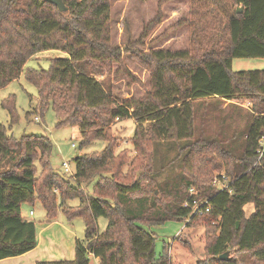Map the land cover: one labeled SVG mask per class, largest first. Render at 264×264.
Here are the masks:
<instances>
[{"label":"trees","instance_id":"16d2710c","mask_svg":"<svg viewBox=\"0 0 264 264\" xmlns=\"http://www.w3.org/2000/svg\"><path fill=\"white\" fill-rule=\"evenodd\" d=\"M62 1L64 11L46 0H0V88L23 72L26 80L37 88L36 109L42 111L51 104L58 125L77 126L80 148L93 139L103 138L102 128L111 120L126 118L134 123L135 148L138 134L144 136L147 129L159 138L191 139L192 101L202 97L249 96L254 115L244 131L230 137L220 132V137L209 138L201 133L191 139L186 146H190L187 154L192 171L181 175L178 183L172 180L171 184L158 188V193L148 189L150 195L144 192L139 178L127 183L105 181L108 177L103 174L108 172L115 177L121 162L115 160L109 146L97 157L78 154L74 157L72 186L48 168L53 146L48 137L31 134L16 139L0 122V161H14L0 170V259L23 254L36 246L35 223L21 217L20 205L32 202L35 197L47 218L52 219L59 201L56 189L62 197L79 198L76 206H64L63 201L58 205L68 218L82 216L85 237L75 240L72 260H41L35 264H90V255L98 259V264H169L166 247L156 254L154 234L142 226L161 224L168 219H183L186 226L201 223L205 229L206 222L216 224L215 234L204 229V256L195 264H241L245 256L254 264H264V149L261 154L257 152L264 134V69L233 70L231 66L233 58H264V0H212L227 11L225 29L229 42L225 48L210 45L205 49H202V40L207 37L205 29L190 18L193 0H187V15L147 43L166 36L169 29L186 25L187 46L154 47L147 51L132 45L121 48L110 42L109 0ZM164 2L158 0L157 15L145 25L135 45H146L143 40L163 17ZM240 6L242 9L238 11ZM148 26L152 30L145 32ZM48 49L61 50L66 56L52 58L47 69L25 65L35 53ZM123 51L152 65L151 89L142 98L118 100L95 76L102 73V66L116 74L122 68ZM91 67L97 68L95 73L89 72ZM1 105L13 120L16 111L12 96L4 98ZM96 122L99 125L92 127ZM237 144L242 147L239 153ZM195 150L217 151L225 159L236 160L231 175L226 174L229 178L224 181L226 188L206 184L205 179L199 181L192 167L191 155ZM36 161L39 171L49 170L40 188H37ZM92 177H97L93 193L84 195L80 183ZM60 182L66 188H61ZM107 183L112 184L115 196L105 194ZM189 187L198 194L190 195ZM170 196V201L164 199ZM194 197L206 201L201 205V216L190 206ZM248 203L252 209L246 214L244 207ZM98 216L107 219L101 232L96 223ZM224 251H229V259L218 258Z\"/></svg>","mask_w":264,"mask_h":264},{"label":"rangeland","instance_id":"374dc122","mask_svg":"<svg viewBox=\"0 0 264 264\" xmlns=\"http://www.w3.org/2000/svg\"><path fill=\"white\" fill-rule=\"evenodd\" d=\"M157 3L158 0H109L108 28L110 42L121 48L132 45L136 49L145 51L154 47H186L188 44V28L186 25L169 29L166 36L156 39L152 44L147 43L156 38L159 33L178 18L187 15V0H165L163 17L160 23L153 30L152 26H148L145 31L150 32L152 30L148 37L143 40L146 45H135V41L139 39L144 31L145 25L157 15ZM191 9L190 18L195 20V25H200L205 29L204 33L207 36L202 40L204 43L202 49L210 45L225 48V45L229 42L228 33L225 29L227 11L214 5L212 0H193ZM62 56H66L65 52L58 49L43 50L31 56L25 65L37 69H47L52 58ZM121 66L122 68L116 74L111 73L109 69L107 71L106 66H102V73L95 76L103 83L106 90H110L111 95L118 100L144 97L145 93L151 89L150 73L152 65L123 51L121 53ZM231 66L233 70L264 69V58H233ZM116 67L117 64L115 63L114 69ZM88 69L89 72L93 73L97 70V68L92 67ZM7 96H12L14 102L16 116L13 120L10 119L7 111L1 105L2 100ZM37 96L36 86L28 82L22 72L17 78L0 88V122L4 124L6 131L16 139H19L22 135L31 134L48 137L53 145L48 165L50 171L64 177L73 186L75 185L73 179L74 157L77 154L97 157L106 146H109L113 148L116 155L115 160L121 159V162L115 177L110 176L108 172L103 174L108 177V179L105 178V181L113 183L117 180L121 183H127L139 178L140 181H143L144 192L149 195L151 191L149 192L148 189L158 193V188L164 187L165 184H171L172 180L178 183L181 175L192 171L189 167L191 160L187 154L190 146H186L191 139L193 140L201 133L209 138L220 137V132L224 133L225 137H230L232 133L244 131L248 121L254 115L253 102L249 96L241 94L232 99L202 97L192 101L194 136L191 139L177 140L173 136L159 138L147 129L144 136L140 135L141 132L138 134V147L135 148L132 144L134 123L132 119L126 118L111 120L102 128L103 138L93 139L89 144L80 148L81 135L78 127L69 124L58 125L51 104L42 111L36 109ZM10 103L12 105V101ZM35 117H38V119L36 120ZM98 125V122H96L92 127ZM144 125L147 127L148 122H145ZM241 148V145L237 144L236 151L239 153ZM207 151L196 152L195 150L194 155H191L193 171L198 174L199 181L205 179L206 184L213 183L217 186L220 184L219 179L221 182L229 179L226 174L231 175L230 170L236 160L232 157L225 159L217 151ZM63 161L68 162L71 171H73L72 174L63 171L61 166ZM13 163L14 161L10 163L0 161V170ZM34 163L37 169V188H40L43 178H45V174L49 173V170L45 168L43 171H39V163L37 161ZM153 172H155V175L152 176ZM96 180L97 177H92L89 181L82 179L80 190L84 191V195H92V186ZM66 186L64 183L60 185L61 188H66ZM104 187L105 194L116 195L112 184L107 183ZM56 191L57 200L63 201L64 206L79 204L77 196L64 195L62 197L60 191ZM164 199L170 201L171 196ZM58 202L52 219L47 218L41 202L35 197L32 202L27 201L20 205L21 216L35 223L37 242L39 240L35 252L40 254L44 260H72L75 256V240H83L85 237L82 216L68 218ZM244 208L246 214H248L252 209L251 203L246 204ZM30 209L33 211L32 214H28ZM200 214L201 212L198 215L201 216ZM96 223L98 231L101 232L106 227L107 219L98 216ZM46 225V230L42 229ZM215 225L214 222L209 221L206 222V229L201 223L186 226L183 219H168L161 224H142L144 229L154 234L156 254H159L162 250L163 242L171 243L180 231H201L202 233L205 229V231L215 234L218 231ZM172 250L174 264H194L195 259L204 256L202 246H194L195 254H192L176 240L173 243ZM230 252L232 254V251ZM33 254L34 252L25 256L6 257L0 259V264H34L35 257L32 256ZM89 260L90 264H98L92 255L89 256ZM241 264L254 263L251 258L245 256Z\"/></svg>","mask_w":264,"mask_h":264},{"label":"crops","instance_id":"0c3cea01","mask_svg":"<svg viewBox=\"0 0 264 264\" xmlns=\"http://www.w3.org/2000/svg\"><path fill=\"white\" fill-rule=\"evenodd\" d=\"M54 191H56V189H54ZM28 214H29V210H28ZM20 215H21V207H20ZM47 225L46 226H43L42 229L46 230ZM175 240L176 241H179L180 244L182 246H184V248H186L187 251L190 252V253H192V254L194 253V246L195 247H198V246L201 247L202 246V248H203V254L205 252L204 251V246H205L204 231L202 233H201V231H180L177 235H175V238H174V240L171 243L170 242H168V243L163 242L162 250H163V248L166 247L165 250H166V253H167L168 257H169V264H174L173 263V260H172L173 259V250H172V247H173V243L175 242ZM40 241H41V239H40ZM38 245H39V240H38V242H37V244H36V246L34 248H32L31 250H29V251H27V252H25L23 254H20L19 256H25L27 254H30V253L34 252V254L32 255L33 257H35L34 258V264L37 261L44 260V258H42L40 254H38L37 252H35V250L38 248ZM161 251H160V253H161ZM94 259L98 263V259L96 257H94ZM198 259H200V258H197V259L194 260V264L196 263V261Z\"/></svg>","mask_w":264,"mask_h":264},{"label":"built area","instance_id":"2783aa9c","mask_svg":"<svg viewBox=\"0 0 264 264\" xmlns=\"http://www.w3.org/2000/svg\"><path fill=\"white\" fill-rule=\"evenodd\" d=\"M35 119L37 120L38 117L37 118L35 117ZM259 145L261 146V148H259L257 150V152L261 154L263 149H264V134L261 136V138L259 140ZM61 166H62V169L65 173L72 174L73 171H71L70 166H69L67 161H63ZM219 182H220V184L217 185L218 188H221V189L226 188V183L221 182L220 179H219ZM188 191H189V194L193 195V196H196L198 194V192L193 187H189ZM204 203H206L205 200H201L200 198L194 197L191 201V204H190L192 211L193 212H196V211L202 212L203 209H201V205H203ZM184 205H187V202H185ZM208 209H209V205L206 204L205 210H208ZM32 213H33V211L29 210V214H32Z\"/></svg>","mask_w":264,"mask_h":264},{"label":"water","instance_id":"95a60500","mask_svg":"<svg viewBox=\"0 0 264 264\" xmlns=\"http://www.w3.org/2000/svg\"><path fill=\"white\" fill-rule=\"evenodd\" d=\"M48 2H51L53 3L54 5L57 6V8L60 10V11H64L66 10V6L64 4V2L62 0H46ZM242 7H238V11H241ZM229 251H224L223 253L219 254L218 255V258L219 259H229Z\"/></svg>","mask_w":264,"mask_h":264}]
</instances>
